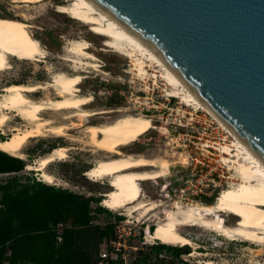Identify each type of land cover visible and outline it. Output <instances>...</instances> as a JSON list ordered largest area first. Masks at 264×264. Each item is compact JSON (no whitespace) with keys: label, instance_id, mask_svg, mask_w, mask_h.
Listing matches in <instances>:
<instances>
[{"label":"rangeland","instance_id":"rangeland-1","mask_svg":"<svg viewBox=\"0 0 264 264\" xmlns=\"http://www.w3.org/2000/svg\"><path fill=\"white\" fill-rule=\"evenodd\" d=\"M71 1L41 0L23 4L20 0H0V17L28 18L25 19L30 34L45 51V57L40 62L9 58L11 68L0 72V95L3 94L1 89L11 84L45 86L56 73H79L81 82L77 88L78 93L91 97L90 104L84 110L96 113L94 118L83 123L77 118L64 120V117L73 115L76 112L74 110H45L40 113V117L50 121L52 126H67L66 135L59 137L43 131L40 136L29 139L18 155H21L26 164H33L58 147L66 148V158L52 162L45 169L53 177L54 184H46L37 172L29 170L16 175H0V180L12 176H34L45 185L84 197L99 198L101 201L98 205L104 207L102 202L105 195L112 190L109 178L92 180L86 176V172L105 153L89 145L86 127L88 124H107L129 115L148 117L152 120L154 129L119 151L123 155L165 160L170 164L164 178L140 184V200L155 204V212L141 216L139 211L128 214L127 209L133 205L117 211L104 207L110 215L94 212L93 223L101 226L110 223L115 229L119 222L115 216L128 221L133 226L128 252L130 259L138 262L145 255L155 254L149 252L152 245H164L180 249L181 254L175 258L171 252L163 250L161 254L164 259L156 261L157 264H264V246L242 240L231 241L201 227L182 228L183 235L190 239V246H171L158 241L152 244L149 236L146 240L142 239L143 231L147 227H153L150 234L154 233L158 221L164 219V213L174 211L175 206H205L200 201V196L210 198L216 194L217 201L223 190L235 188L239 184L234 159L222 153L221 148L228 145L233 149V139L207 112L195 110L185 105L181 99L170 96L171 87L164 79L160 67L146 62V72L143 75L138 73L131 58L104 45V37L95 35L89 26L57 11L60 4H70ZM74 41L88 43V51L98 59L92 62L96 64L95 69L78 66L81 70L77 71L76 65L69 61L73 56L68 48ZM27 95L34 101L46 102L50 98H56L55 91L50 88ZM9 117L7 126L0 131V140L11 137L12 127L30 126L14 113H9ZM95 207L96 204L91 203L92 210ZM222 216L228 222H233L229 214L222 213ZM108 245L110 243L102 245L100 253L105 252Z\"/></svg>","mask_w":264,"mask_h":264},{"label":"bare ground","instance_id":"bare-ground-1","mask_svg":"<svg viewBox=\"0 0 264 264\" xmlns=\"http://www.w3.org/2000/svg\"><path fill=\"white\" fill-rule=\"evenodd\" d=\"M20 1L24 4L41 0ZM57 11L89 26L95 35L104 37V45L114 52L131 58L138 73L143 75L146 72H144L146 62L160 67L164 79L171 87L170 96L181 99L185 105L195 110L207 112L233 139L231 145L233 149L228 145L221 148L222 153L234 159L239 184L235 188L223 190L212 205L187 208L177 205L174 211L168 210L149 237L161 244L185 247L190 246L191 242L186 235H183L182 228L201 227L231 241L242 240L264 246V161L209 109L159 53L93 1L72 0L70 4L68 2L60 4ZM25 18L0 17V72L11 68L9 58L40 62L45 57V51L39 41L30 34L29 25L26 23L28 18ZM88 50L89 45L86 41H74L70 44L68 52L73 57L69 61L76 65L77 71L81 70L78 66L96 67L92 62L97 58ZM84 60L89 62L85 63ZM80 82L79 73L66 75L59 72L54 74L51 82L45 86L11 84L1 89L3 94L0 95V131L10 121L9 113H14L16 117L27 121L30 126L12 127L11 137L0 140V150L21 158L18 152L23 145L29 139L40 136L43 131L59 137L65 136L67 126L62 124L52 126L50 121L40 117L42 111L74 110L76 112L64 117V120L77 118L82 123L93 117L95 112L84 110V107L90 104L91 97L78 93ZM48 88L55 91L56 98H50L46 102L34 101L28 97L30 95H27ZM86 128L89 145L105 153L104 157L98 159L86 172V176L92 180L109 178L112 190L105 195L103 206L111 211H117L133 205L132 208L127 209L128 214L139 211L141 216L154 211L155 204L140 200V184L164 178L170 164L165 160L123 155L119 151L120 148L128 147L139 137L154 129L152 120L148 117L129 115L107 124H88ZM66 152V148L58 147L38 162L27 164L25 170L37 172L46 184H54L53 177L45 169L52 162L66 158ZM144 168L150 169L141 170ZM222 213L229 214L233 222L223 219Z\"/></svg>","mask_w":264,"mask_h":264},{"label":"water","instance_id":"water-1","mask_svg":"<svg viewBox=\"0 0 264 264\" xmlns=\"http://www.w3.org/2000/svg\"><path fill=\"white\" fill-rule=\"evenodd\" d=\"M142 38L264 161V0H91ZM27 164L0 150V175Z\"/></svg>","mask_w":264,"mask_h":264},{"label":"trees","instance_id":"trees-1","mask_svg":"<svg viewBox=\"0 0 264 264\" xmlns=\"http://www.w3.org/2000/svg\"><path fill=\"white\" fill-rule=\"evenodd\" d=\"M199 198L212 205L216 194ZM100 201L45 185L34 176L0 180V264H122L120 258L102 261L99 256L102 245L114 237L112 224L93 223L94 212L110 215L98 205ZM91 203L96 204L94 210ZM59 224H63L61 236ZM163 250L175 258L181 254L180 249L164 245H153L149 252L157 255ZM154 255L134 264H149Z\"/></svg>","mask_w":264,"mask_h":264},{"label":"built area","instance_id":"built-area-1","mask_svg":"<svg viewBox=\"0 0 264 264\" xmlns=\"http://www.w3.org/2000/svg\"><path fill=\"white\" fill-rule=\"evenodd\" d=\"M132 230L133 226L129 225L128 221L120 220L118 222V225L114 229V237L109 242L110 245H108L105 252H102L99 255L101 260H117L118 258H120L122 264H134L135 259H130V252H128L131 248L128 246V242L130 236H132ZM143 232L144 233L142 239L146 240L147 236L150 235V228L147 227ZM62 233L63 224H59L57 226V234L61 236ZM155 242H157V240L152 239V244H154ZM161 259H164V255H162L161 253L154 255V257H152V259L149 261V264H154V262Z\"/></svg>","mask_w":264,"mask_h":264}]
</instances>
